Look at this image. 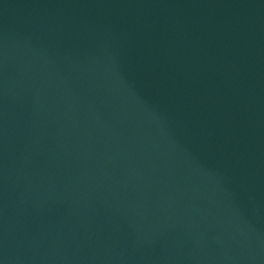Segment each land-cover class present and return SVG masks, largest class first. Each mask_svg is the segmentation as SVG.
<instances>
[{"label": "water", "instance_id": "obj_1", "mask_svg": "<svg viewBox=\"0 0 264 264\" xmlns=\"http://www.w3.org/2000/svg\"><path fill=\"white\" fill-rule=\"evenodd\" d=\"M0 264H264V0H0Z\"/></svg>", "mask_w": 264, "mask_h": 264}]
</instances>
